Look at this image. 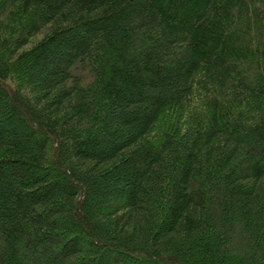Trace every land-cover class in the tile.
<instances>
[{"label":"trees","instance_id":"1","mask_svg":"<svg viewBox=\"0 0 264 264\" xmlns=\"http://www.w3.org/2000/svg\"><path fill=\"white\" fill-rule=\"evenodd\" d=\"M0 264H264V0H0Z\"/></svg>","mask_w":264,"mask_h":264}]
</instances>
